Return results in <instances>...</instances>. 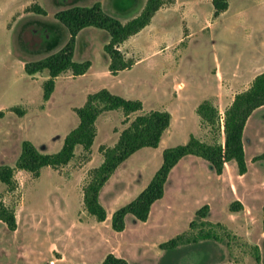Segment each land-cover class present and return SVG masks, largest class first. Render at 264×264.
<instances>
[{"label": "rangeland", "instance_id": "374dc122", "mask_svg": "<svg viewBox=\"0 0 264 264\" xmlns=\"http://www.w3.org/2000/svg\"><path fill=\"white\" fill-rule=\"evenodd\" d=\"M180 1L190 5L184 17L180 11H170L155 22L157 34L165 41L178 42L182 37L173 49L179 50L177 64L160 61L158 56L142 58L150 46L144 34L130 48L136 62L112 75L103 49L108 33L86 27L76 40L73 60L92 61L91 71L76 77L61 73L46 104L43 82L48 71L28 75L24 63L42 59L67 42L69 32L54 14L101 2L108 15L124 23L140 13L145 0H0V165L14 166L23 140L45 153L58 151L63 137L78 123L74 107H80L86 94L100 87L139 99L146 109L168 103L174 123L171 135L163 138L167 147L186 142L188 134L213 142L208 128L199 129L195 105L211 100L217 67L221 75L239 76L241 88L264 71V0H227V10L217 18L212 16L211 0ZM35 4L46 13L32 11ZM183 19L189 29L185 34ZM175 82L183 83L182 90H177L181 98H175L172 91ZM239 88H231L227 101L214 102L221 114ZM137 114L126 118L121 109L102 114L96 121L93 155L77 145L76 155L66 165L43 167L38 177L16 169L13 191L0 183L3 202L14 210L17 222L16 230L10 231L0 221V264H99L113 252L129 256L134 264H160L162 258L166 264H264V161L254 160L264 151V105L247 122L245 175L238 174L233 161L225 165L222 177L207 161L193 163L186 171L178 169L151 218L141 222L128 215L123 232H116L110 219L101 223L87 213L82 189L88 172L103 160L100 146H112ZM154 153L145 147L125 161L122 182H112L102 194L106 213L130 202L147 184L156 170ZM158 158L162 160L161 154ZM237 197L244 207L233 213L229 205ZM206 201L210 213L196 218L195 211ZM206 232L214 237L198 236ZM178 234H183L178 247L166 254L163 251L160 257L158 243Z\"/></svg>", "mask_w": 264, "mask_h": 264}, {"label": "trees", "instance_id": "16d2710c", "mask_svg": "<svg viewBox=\"0 0 264 264\" xmlns=\"http://www.w3.org/2000/svg\"><path fill=\"white\" fill-rule=\"evenodd\" d=\"M171 0H146L141 12L134 18L122 23L118 19L108 15L100 2H94L90 6L75 5L57 11L54 17L62 23L69 32L67 42L59 50L46 57L26 62L24 71L28 75H34L44 70L48 71V78L43 82V99L46 101L52 95L56 78L66 71H71L74 76L83 75L90 67L89 61L76 62L73 60L76 36L85 27H96L105 30L109 35V41L103 49L110 59L108 69L111 74L128 69L133 60L126 58L119 50V45L126 39L138 33L150 20L154 13ZM213 17H218L228 8L227 0H212ZM38 14H45V10L38 4L31 7ZM264 105V71L256 74L249 87L234 95L232 102L219 112L218 107L211 100H203L196 107L201 127L208 128L213 134V142H206L191 134L183 144L166 147L162 151V163L155 171L149 183L130 202L117 208L111 214V228L121 232L125 228V217L128 214L139 221H146L152 204L164 194V186L170 170L186 155H195L209 162L216 174H221L228 162L234 161L239 175L247 171L243 134L246 122L252 112ZM121 109L127 118L132 113H138L133 120L119 133L117 141L112 146H100L103 160L88 172V181L82 189V202L87 213L96 221L106 219L105 207L99 200L102 187L114 173L116 168L130 155L143 147H158L163 133L168 129L171 114L165 110H150L142 112V102L138 99H127L111 93L102 88L86 96L80 107H75L74 112L78 117L77 125L63 138V143L58 151L45 153L40 151L30 140H23L20 152L14 166L0 165V183L9 191L17 187L14 177L15 170L26 171L34 177L40 175L43 167L57 168L68 164L74 157L77 145L88 153L96 136V120L104 112ZM223 136L219 141L218 137ZM254 160L264 161V151L254 157ZM231 212L243 210V204L234 200L229 205ZM209 206H201L196 212V218L203 219L207 216ZM0 221L10 231L17 227L15 212L5 205L0 192ZM195 225V220L189 223ZM262 228L264 232V207ZM202 235L203 238H212L210 232ZM183 234L159 243V248L167 252L178 247ZM195 239V238H194ZM257 250V248H255ZM164 254V255H165ZM164 257V256H163ZM258 259V255L256 256ZM99 264H130L125 258L113 253L104 256ZM160 264H166L161 259Z\"/></svg>", "mask_w": 264, "mask_h": 264}, {"label": "crops", "instance_id": "0c3cea01", "mask_svg": "<svg viewBox=\"0 0 264 264\" xmlns=\"http://www.w3.org/2000/svg\"><path fill=\"white\" fill-rule=\"evenodd\" d=\"M101 3V2H100ZM145 3H146V0H145ZM145 3H144V5H145ZM102 4V3H101ZM211 4H212V0H211ZM39 5V4H38ZM213 6V5H212ZM144 7V6H143ZM143 7H142V9H143ZM190 8V5L188 4V3H186V2H183V1H180V0H171V2H169V3H166V4H164L160 9H158L155 13H154V15L152 16V18H151V20H150V23L148 24V25H146L143 29H141L138 33H136L135 35H132L131 37H129L128 39H126L123 43H121L120 45H119V50L124 54V56L126 57V58H130V59H132L133 60V64L136 62L132 57H131V51H130V48H131V46L135 43V39H137L138 37H140V36H142V35H144L145 34V36H147L148 37V39H149V41H148V44L150 45L148 48H146V51L144 52V54L142 55V58H146V59H151V58H154V57H159V60L160 61H164V62H170V61H174L175 62V64H177V61H178V54L179 53H177V52H179V50L177 51V49L176 50H173L174 48H176L177 46H178V44L180 43V41H181V39H182V37L180 38V41H178V42H172V41H165V38H163V37H160L158 34H157V28L155 27V22H156V19L157 18H162V17H164L165 16V14H167L168 12H170V11H180L181 13H182V17H184L185 15H184V13L188 10ZM141 9V10H142ZM214 10V9H213ZM227 10V9H226ZM225 10V11H226ZM224 11V12H225ZM141 12V11H140ZM223 13V12H222ZM221 13V14H222ZM38 14V13H37ZM220 14V15H221ZM219 15V16H220ZM212 16H213V13H212ZM218 16V17H219ZM136 17V16H135ZM134 18V17H133ZM214 18V17H213ZM217 18V17H216ZM132 19V18H131ZM183 21H185V19H183L182 20V28H183V34H185L184 33V31H185V29L187 28L188 29V27H187V25H186V21H185V28H184V26H183ZM127 22V21H126ZM125 23V22H124ZM86 28V27H85ZM84 29V28H83ZM82 29V30H83ZM82 30H80L79 32H78V34H77V36H76V40H77V38H78V36H79V33L82 31ZM189 30V29H188ZM187 35H190V33L189 34H187ZM187 35H185V36H187ZM178 43V44H177ZM171 50L173 51V52H171ZM175 51V52H174ZM109 57V56H108ZM86 61V60H85ZM88 61V60H87ZM90 62V67L88 68V70L86 71V73H84L83 75H77V76H84V75H86V74H88L90 71H91V69H92V67H93V63H92V61H89ZM109 63H110V59H109ZM25 64V63H24ZM132 64V65H133ZM109 65V64H108ZM132 67V66H131ZM130 67V68H131ZM130 68H128V69H130ZM128 69H124V70H128ZM109 70V69H108ZM123 71V70H122ZM110 72V71H109ZM121 71H119L117 74H119ZM262 72V71H261ZM258 73H260V72H258ZM258 73H256V74H258ZM66 74H68L69 76H73V77H76V76H74L73 74H72V72L71 71H66ZM117 74H112V75H117ZM255 74V75H256ZM254 75V76H255ZM253 76V77H254ZM59 77V76H58ZM57 77V78H58ZM253 77H252V79H253ZM57 78H56V80H57ZM215 78H216V89H215V92H214V94L212 95V97H211V101L214 103L215 101L216 102H221V103H223L224 101H227V98L229 97V96H231V88L232 89H234V88H238V87H240L239 88V90H236V91H234L233 92V94H232V100H233V97H234V95L236 94V93H238V92H241V91H243V90H245V89H247L248 87H249V85H247V86H244L243 88H241V78L239 77V76H233V75H221L220 74V72H219V68L217 67V70H216V72H215ZM252 81V80H251ZM251 81H250V83H251ZM174 88L172 89V91L174 92V96H175V98H181L182 97V95L181 94H178L177 93V90H179V91H181L182 90V87H183V83L182 82H175L174 83ZM102 88H105V87H100V88H98V89H96V90H94V91H92V92H95V91H97V90H99V89H102ZM109 87H107L106 89H108ZM55 89V88H54ZM110 89V88H109ZM108 89V90H109ZM155 89H156V91H158V87H155ZM110 91V90H109ZM155 91V90H154ZM54 92V91H53ZM92 92H89V93H92ZM111 92V91H110ZM89 93H87V94H89ZM112 93V92H111ZM87 94H86V96H87ZM114 94V93H113ZM50 98H51V96H50ZM50 98L48 99V100H46L45 101V103L47 104L49 101H50ZM85 99H86V97H85ZM139 100V99H138ZM204 100H206V99H204ZM208 100H210V99H208ZM232 100H230V102H229V104L232 102ZM141 101V100H140ZM201 101H203V100H201ZM201 101H198L197 102V104L195 105V110H196V107H197V105L201 102ZM142 102V101H141ZM215 104V103H214ZM228 104V105H229ZM216 105V104H215ZM227 105V106H228ZM217 106V105H216ZM218 107V106H217ZM75 108V107H74ZM1 109V108H0ZM219 109V108H218ZM150 110H165V111H168L170 114H171V121H170V125H169V127H168V129L163 133V135H162V138H161V141H160V143H159V145H158V147H156V148H153L154 149V156L157 158V163H156V165H155V168L154 169H158L159 168V166L161 165V163H162V160L160 161V158H158V156L160 157V154H161V157H162V151H163V149H165L167 146L166 145H164V137L165 136H170L171 135V133H172V130H171V127H172V125H173V123H174V114H173V111H172V109H171V107H170V105H168V103H164V104H160L158 107H156V108H152V109H146V107H145V104L142 102V112H147V111H150ZM256 110V109H255ZM113 111V110H112ZM107 112H110V111H107ZM107 112H104V113H107ZM219 112H220V110H219ZM104 113H102V114H104ZM253 113V112H252ZM102 114H100L99 116H98V118H97V120L99 119V117H101V115ZM252 115V114H251ZM251 115H250V117H251ZM250 117L248 118V120H247V122L249 121V119H250ZM96 120V121H97ZM247 122H246V125H245V128H244V134H243V144H244V148H245V142H244V137H245V134H246V127H247ZM199 129H201V125H200V120H199ZM191 134H188L187 135V140H188V138H189V136H190ZM65 137V136H64ZM63 137V138H64ZM196 137H198V135L196 136ZM96 138H97V135L95 136V138H94V141H93V144H92V146H91V148H90V150H91V153H92V155H93V153H94V149H95V147H96V145H95V141H96ZM118 139V138H117ZM117 139H116V141H117ZM186 140V141H187ZM33 143V142H32ZM63 143V142H62ZM185 143V142H184ZM34 144V143H33ZM46 144V143H45ZM183 144V143H182ZM35 145V144H34ZM42 145H44V144H42ZM36 146V145H35ZM37 147V146H36ZM143 148H145V147H143ZM152 148V147H151ZM142 149V148H141ZM141 149H139V150H141ZM139 150H137L136 152H134L132 155H130L129 157H131V156H133L135 153H137ZM245 151V150H244ZM75 155H76V153H75ZM102 156V155H101ZM128 157V158H129ZM127 158V159H128ZM126 159V160H127ZM125 160V161H126ZM125 161H123L117 168H116V170L114 171V173L110 176V178L108 179V181L105 183V185L102 187V189H101V191H100V194H99V200H100V202L103 204V199H102V194H103V192H104V190H105V188H107L108 187V185H110L112 182H114V183H120V181L122 182V177H123V175L125 174V171L124 170H121V169H123L124 167V164H125ZM202 161H206V160H204V159H202V158H200V157H198V156H195V155H191V154H189V155H186V156H184V157H182L177 163H176V165L170 170V173H169V175H168V178H167V180H166V183H165V186H164V194H163V196L160 198V199H158V200H156L153 204H152V206H151V208H150V212H149V216H148V219L146 220V221H141V222H147L150 218H151V216H152V214L154 213V212H156V208H157V201H159V200H161L162 198H164L165 197V195L167 194L166 192L168 191V188H169V186H170V183H171V179H172V176L174 175V173L175 172H177L178 171V169L179 170H183V171H186V170H188L189 168H190V165L191 164H193V163H195V164H197V163H202ZM208 162V161H207ZM232 162V161H231ZM234 162V161H233ZM209 163V162H208ZM229 164H230V162H229ZM155 170V171H156ZM247 171H248V167H247ZM247 171L244 173V174H242L241 176H243V175H245L246 173H247ZM155 173V172H154ZM153 173V174H154ZM225 169H224V171L221 173V174H216L217 176H220V177H222V176H224L225 175ZM153 176V175H152ZM152 176H151V178H152ZM150 178V179H151ZM150 181V180H149ZM149 181L147 182V184L149 183ZM146 184V185H147ZM146 185L142 188V186L141 187H139L138 189H144L145 187H146ZM140 193V192H139ZM138 193V194H139ZM137 194V195H138ZM136 195V196H137ZM240 198L239 197H237L235 200H239ZM208 201V200H207ZM207 201H206V204L209 206V211H208V214L210 213V210H211V207H210V204H208L207 203ZM240 202H241V200H239ZM242 203V202H241ZM243 204V203H242ZM104 205V204H103ZM203 205H205V204H203ZM202 205V206H203ZM244 207V206H243ZM199 209V208H198ZM197 209V210H198ZM196 210V211H197ZM195 211V212H196ZM233 213H236V212H233ZM111 214H112V211H110V212H107V217H106V219L104 220V221H102L101 223H104L105 221H107L108 219H110L111 218ZM128 215H131V214H128ZM128 215H126V217H125V227H126V220H127V217H128ZM134 217V216H133ZM137 220V219H136ZM139 221V220H138ZM192 221V218L189 220V222H191ZM110 222H111V220H110ZM125 229V228H124ZM117 232V231H116ZM121 232H123V231H121ZM101 241L104 243V244H106V242L105 241H103L102 239H101ZM159 243H161V242H159ZM158 243V244H159ZM107 245V244H106ZM160 249V248H159ZM161 250V249H160ZM113 254H115L114 252H113ZM115 255H117V254H115ZM162 255H163V250H161V253L159 254V256L160 257H162ZM117 256H119V255H117ZM119 257H123V258H125L130 264H134V261L129 257V256H127V255H124V256H119ZM104 258V257H103Z\"/></svg>", "mask_w": 264, "mask_h": 264}]
</instances>
